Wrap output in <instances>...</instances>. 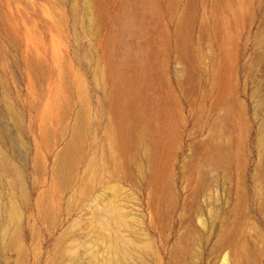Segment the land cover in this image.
I'll return each instance as SVG.
<instances>
[{
    "label": "rangeland",
    "instance_id": "obj_1",
    "mask_svg": "<svg viewBox=\"0 0 264 264\" xmlns=\"http://www.w3.org/2000/svg\"><path fill=\"white\" fill-rule=\"evenodd\" d=\"M116 258L264 264V0H0V264Z\"/></svg>",
    "mask_w": 264,
    "mask_h": 264
},
{
    "label": "bare ground",
    "instance_id": "obj_2",
    "mask_svg": "<svg viewBox=\"0 0 264 264\" xmlns=\"http://www.w3.org/2000/svg\"><path fill=\"white\" fill-rule=\"evenodd\" d=\"M68 148H70V147H68ZM215 153H214V159L216 160V162L217 163H221V162H223V160H224V158H223V154H222V152H220V147L217 145V147L215 146ZM71 149V148H70ZM65 152H67V151H65ZM67 154H68V152H67ZM66 154V155H67ZM65 155V154H64ZM67 157V156H66ZM63 162V161H62ZM64 164V163H63ZM62 167H63V165H62ZM64 168V167H63ZM72 264H81V263H79L78 261H72ZM114 264H123L121 261H120V259L119 258H116V262L114 263Z\"/></svg>",
    "mask_w": 264,
    "mask_h": 264
}]
</instances>
